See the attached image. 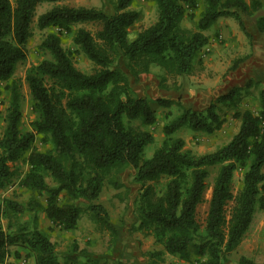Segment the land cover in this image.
<instances>
[{"label":"trees","instance_id":"16d2710c","mask_svg":"<svg viewBox=\"0 0 264 264\" xmlns=\"http://www.w3.org/2000/svg\"><path fill=\"white\" fill-rule=\"evenodd\" d=\"M60 1L0 0V95L4 82H8L4 89L10 93L0 137V190L8 188L18 175L13 164L25 160L29 168L20 185L31 194L26 206L12 199L0 203V217L8 220L5 227L0 224V264L12 246L27 249L34 264H61L55 242L39 227L40 212L52 226L64 231L77 229L80 219L88 214L115 242L117 229L107 209L94 201L107 183L122 187L118 176L128 168L135 170L134 179L140 185L134 203L138 223L130 232L153 235L163 247L145 253L150 264L163 261L165 253L191 264H227L262 203L264 87L259 91L257 113L240 108L243 91L260 85L254 80L233 87L205 109L194 110L180 99L138 96L131 79L137 81L153 65L164 71L160 78L164 88L169 78L192 75L204 62L203 51L210 43L206 30L220 18L229 17L252 36L244 17L255 16L263 8L262 0H154L156 20L135 32L133 38L130 27L141 15L132 8L134 0H114L112 13L96 7L53 6L37 20L40 29H58V33L50 31L40 44L51 58L26 72L35 118L31 130L23 131L13 76L17 64L27 58L26 44L37 6ZM186 17L193 20L191 27L183 25ZM87 22L101 27L95 32L73 29ZM256 27L264 32V15L257 17ZM64 32L71 34L76 52L84 53L95 65L91 72L75 66V52L62 44ZM249 56L234 61L231 69ZM154 103L167 109L179 105L181 112L163 125L161 145L145 157L146 148L155 141L152 131L143 128L157 122ZM231 110L240 120L239 129L212 152L195 155L186 149L185 139L176 135L183 128L213 134L223 127ZM37 134L47 137L50 150L33 148ZM214 167L218 170L201 225L197 208L205 201L207 179ZM239 168L246 170L242 187L234 194L233 177ZM26 211L33 213L29 220H16ZM240 264L255 263L242 257Z\"/></svg>","mask_w":264,"mask_h":264},{"label":"rangeland","instance_id":"374dc122","mask_svg":"<svg viewBox=\"0 0 264 264\" xmlns=\"http://www.w3.org/2000/svg\"><path fill=\"white\" fill-rule=\"evenodd\" d=\"M113 2L114 0H63L55 3L44 2L37 6L36 16L34 17L33 22L31 24L32 35L26 44L27 58L26 60L21 61L17 64L16 71L13 76V80L14 82H16L19 92L20 108L22 111V119L20 126L23 131L31 130V122L35 118L32 112V96L28 83L25 79L26 72L28 68H30L32 65H37L44 59L51 58L49 52L40 49V44L50 31L58 33V29H40L37 25L38 16L56 5L96 7L102 8L107 13H112L114 10ZM132 8L140 11L141 15L138 22L130 29L131 38L134 37L135 32H137L143 27L150 25L157 18V9L154 0H134ZM262 14L264 15V4L263 8L254 17L251 18L252 22L255 21L254 18H257L259 15ZM184 25L191 27L193 25V20L190 17H186ZM79 27H83L92 32H95L101 27V25L95 22H87L79 24L73 29L76 30ZM248 28L250 27L248 26ZM207 32L208 31L206 30V34ZM238 32H240L241 34L239 35V33H237L236 31L231 30L228 38H225L223 35L219 36V34H213V36H216L215 46H222L220 49L223 55H225V60L223 59L224 63H222L220 70H218L217 72L218 76L212 77L210 70L206 71L207 69H205L203 62L202 64L197 65L196 70L190 76L169 78L166 83L168 87L165 89H173L178 95H180L179 99L182 104L185 101V104L183 105L186 108H191L194 110H203L211 102L215 101L216 98L221 95L220 93H223V91H226L228 89L230 90L233 87H236L233 85L228 86L225 83L227 81L228 75H230V70H235L231 69L234 61L246 55H250L253 40V36H248L241 29L240 26ZM241 35L243 36L242 38ZM61 38L63 46L66 49L75 52V66L85 72H91L95 68V65L86 57L85 54L80 51L76 52L75 45L72 42L71 34H66L64 32L61 34ZM206 53H209V51H206ZM204 57L205 54H203V58ZM159 68L163 70L161 67ZM161 77L162 75H159V79ZM211 77L212 79H216L217 82V97H215L214 95V97L212 98L210 97V95L208 96L206 94L197 95L196 93L190 92L189 90V92H187V88L193 87L195 83H198L197 81H199V79L207 82L208 78ZM7 83L8 82L2 83V93L0 95V137L2 136L6 126L4 117L10 96L9 90L4 89ZM198 84L203 83L201 82ZM259 84L260 85L258 86H252L247 91H243V97L240 103V108H248L252 112L257 113V111L259 110V91L261 87H264L263 85H261V83ZM183 95L185 96L184 101L182 99ZM153 107L157 111V122L156 124L151 126L155 141L146 148L145 157L152 156L154 150L161 145L164 139V135L162 132L163 125L169 119L173 118L181 112V108L179 105H173L170 109H167L159 106L157 103H154ZM233 113L234 111L232 110L227 112V114L225 115V124L220 130L214 132L213 134H206L203 132L183 128L179 130L176 135L185 139L186 149L190 150L195 155H201L204 153L212 152L229 142L233 135L238 131L240 126V120L234 118ZM134 124H137V122H135ZM33 148L39 151H47L52 148V144L45 135L37 134L35 137ZM13 167L17 169L18 175L14 178L13 182L9 185L8 188L0 190V203H3L5 199H12L26 206L29 202L31 194L25 188L21 187L20 179L25 175L29 167L25 160H21L14 163ZM217 170L218 167L210 168L211 174L207 179L208 188L205 192V201L201 203L197 208V218L201 225H204L205 223L208 206L207 203L212 192V186ZM245 170L246 168H239L234 173V194L238 193V191L242 187V180ZM134 174L135 170L133 168H128L121 173L120 178L124 184L122 183L123 186L119 188L118 193L120 197L112 195V198L110 199L111 202L114 198H118L120 200L119 203L113 202V212L111 211L112 216L110 215V212L106 208V206L102 204L109 213L111 224V218H115V220L117 218H121L122 207L124 208V210H127L129 206H131L132 208L135 203V198L140 190V185L135 181ZM47 182L53 185V182L50 178L47 179ZM104 187L108 189V192L109 188H114L108 183ZM45 197L46 194L42 196L41 200L44 201ZM260 198L262 203H264V182L261 184ZM262 203H259L254 220L249 230L247 231L239 248L234 252L233 256L229 258L228 264H240V260L242 257H246L247 259L252 260L256 264H264V207L261 206ZM232 205L233 203L230 202L228 205L229 211ZM8 215H12L10 211L8 212ZM32 216L33 213L26 211L18 215V218L16 220L27 221ZM38 216L39 226H42L46 230V232L50 235L51 240L56 244L61 264H72L74 261L77 264H150L149 259L145 254L147 251L143 250L141 239L136 238L135 243H132V241H130L132 245L128 246L129 240L127 239H125L124 243H119V237L117 233L116 241L113 242L111 234L106 230H101L88 214L84 215L80 219V224L78 227V230L80 232L79 234H77V236L65 234L66 232H62L61 230H58L57 227H54L52 225L47 226L46 220L43 219V212H40ZM7 221V218L0 217V224L4 227L6 226ZM128 232H130V229L129 231H126L127 236ZM133 246L135 249L134 254L132 251L129 250L131 249V247L133 248ZM124 250L129 253H125ZM126 254H128V256L124 257V255ZM9 262H13L15 264H34V258L27 249L12 246L9 248V253L5 261L1 264H8ZM156 264L191 263L184 262L182 260H179L176 256H172L165 253L163 255V261H156Z\"/></svg>","mask_w":264,"mask_h":264},{"label":"crops","instance_id":"0c3cea01","mask_svg":"<svg viewBox=\"0 0 264 264\" xmlns=\"http://www.w3.org/2000/svg\"><path fill=\"white\" fill-rule=\"evenodd\" d=\"M262 2L264 4V0H262ZM262 15H259V16H262ZM251 18L252 17H249V16L244 17L245 27L247 31L253 36L252 50H251L250 56L247 57L244 61H242L239 64V66L235 68V70L233 71L230 70V75H228L227 81L225 83L228 86H231V85L244 86L250 80L259 82L261 83V85L264 86V32L258 31L256 27L257 18H254L255 19L254 22H252ZM184 21L185 19L183 20V25H184ZM135 24H133L130 27V29ZM247 24L250 28H248ZM231 30L236 31L237 33H239V35L241 34L240 32H238L239 24L234 19L229 18V17L220 18L215 24H213L209 29H207L208 31L207 34L210 36V43L204 48L203 54H205V57L203 58V61H204L203 64L205 66V69H207L206 71L210 70L212 77L218 76L217 72L218 70H220L222 63H224L223 59L225 60V55H223L220 49L222 46L221 47L215 46L216 36H213V34H216V35L219 34V36L223 35L225 38H228ZM242 37L243 36L241 35V38ZM75 48L77 49L78 47L75 46ZM206 51H209V53H206ZM159 75H164V71L161 70L158 66L153 65L149 72L140 74L139 79L137 81H134L133 79H131V86L138 96H143V97H148V98H165V99L167 98V99H171L174 101L178 100L180 95H178L173 89H165L160 86ZM212 77L208 78L207 82L199 79V81L197 82L198 83L202 82L203 84L195 83L193 87L187 88V92L189 91L194 92L197 95L206 94L208 96L210 95V97L212 98L214 97V95L215 97H217L218 95L216 96V94H218V91L216 89L218 86H216L217 84L216 79H212ZM228 91L229 89L226 91H223V93H220V94L221 95L225 94ZM184 95L182 98L183 101L185 100ZM184 102L183 104H185ZM143 128L152 131L151 126H145ZM120 175L121 174H119L118 179L120 183H123V181L120 178ZM118 192H119V188H109V192H108V189L104 187L98 199L95 200V203H101L104 206H106V208L110 212V215L112 216L111 211L113 212V202L119 203L120 200L118 198H114L111 202L110 199L112 198V195H115L116 197H120ZM117 193H118V196H117ZM210 198H211V195L209 197V200ZM207 204H208L207 206V211H208L209 201ZM121 215L122 216L120 219L117 218L115 220V218H111L112 224L117 229L119 243H124L125 239H127L129 240L128 246H131L132 243L136 242V238H138V239H141L142 247H143V250L145 251L163 250V247L161 245H158L155 242L153 235H144L141 232H133V233L128 232V236L126 235V231L127 230L129 231V229L133 225H136L138 223L137 216L134 213V205L132 206V208L131 206H129L127 210H124V208L122 207ZM43 219L46 220L47 226L52 225V223L49 221V219L47 218L44 212H43ZM79 224L80 223H78V227H79ZM39 227L45 230L42 226H39ZM78 227L77 229H74V230H69V231L61 230V231L66 232L65 234H68V235L77 236V234H79L80 232L78 230ZM57 229L60 230L59 228ZM130 241H132V243ZM129 250L132 251L134 254V250H135L134 246L133 248L131 247V249ZM234 252H232L230 257L233 256ZM125 253H129V252L125 251ZM125 256L127 257L128 254L124 255V257ZM228 263L229 261L227 262V264Z\"/></svg>","mask_w":264,"mask_h":264}]
</instances>
